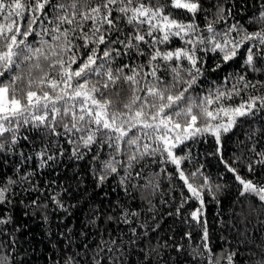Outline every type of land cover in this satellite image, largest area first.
<instances>
[{"label":"snow or ice","instance_id":"6c2138e0","mask_svg":"<svg viewBox=\"0 0 264 264\" xmlns=\"http://www.w3.org/2000/svg\"><path fill=\"white\" fill-rule=\"evenodd\" d=\"M208 2L212 0H0V154H15L21 141H29L22 130L40 135L39 146L29 143L34 151L19 152L12 175L0 178V264H22L16 259L19 228L12 214L18 205L48 220V204L33 195L47 191L54 209L68 211L66 188L53 192L51 185L35 182L40 168L52 167L64 156V145L77 161L91 158L98 185L118 178L125 193L140 194L151 220H141L140 211L120 204L115 216L90 209L83 225L89 233L77 234L97 237L95 247L85 244L84 253L72 252L68 228L60 233L66 241L60 264H120L128 247L140 251V264H172L171 252L177 264H264V239H249L245 223L257 211L250 206L234 214L243 228L231 225L239 243L214 251L204 208L205 192L213 185L202 165L186 175L181 164L189 157L176 154L185 141L212 136L240 196L254 197L264 206V147L256 130L247 136V155L242 151L229 163L222 152V137L241 119L264 112V79L257 78L264 77V2L257 0L247 18L254 31L236 19L231 0H215L212 8L205 7ZM176 12L184 19H177ZM173 39L182 46L172 48ZM207 53L218 54L223 64L240 62L241 71L194 97ZM141 57L143 62H135ZM221 67L217 63L212 70ZM122 88L127 102L109 98H119ZM234 97L240 102L232 103ZM157 157L175 166L188 195L173 197L166 213L183 228L153 242L160 228L153 198L163 196L159 177L165 169L152 173L145 161L156 163ZM33 160L38 167L29 171ZM110 224L127 225L128 240L114 234L115 229L110 232Z\"/></svg>","mask_w":264,"mask_h":264},{"label":"trees","instance_id":"16d2710c","mask_svg":"<svg viewBox=\"0 0 264 264\" xmlns=\"http://www.w3.org/2000/svg\"><path fill=\"white\" fill-rule=\"evenodd\" d=\"M164 0H161L163 3ZM215 2V0H212ZM212 2L205 3V7L212 8ZM264 2V0H260ZM233 14L249 31H254L256 26H249L247 18L250 17L258 7L257 0H231ZM227 7V5H226ZM214 11V9H213ZM177 19H184V16L179 12L174 13ZM198 21L202 23V18L198 17ZM125 28V31H128ZM181 42L178 39H173L172 48L180 47ZM135 60V58H133ZM141 57L135 62H143ZM131 62V61H129ZM119 63V62H118ZM217 63H221L222 67L213 71ZM186 66V65H185ZM241 71L240 62H228L223 64L220 56L216 53L205 54V64L203 68L204 75L200 78L199 86L192 92L194 97L206 95L215 86H219L224 81V78L229 73H237ZM264 79V77H257ZM35 90V89H32ZM253 94H256L253 92ZM264 94V89L261 90ZM128 93L126 88H122L120 96L117 98L114 94L110 99L121 100L127 102ZM240 98L234 97L232 103H239ZM256 130V137L260 140V147H264V112L257 114L255 119H241L238 126L222 137L223 143V158L229 163H232L233 156H238L243 153L248 154L245 145L248 143L247 136L253 130ZM23 135L29 137L28 142L21 141L17 147L15 154H0V178L11 176L15 165L19 164L21 157L19 152L31 153L34 151L29 147V143L39 146L40 135L35 129L23 131ZM63 144V141H61ZM65 154L52 167L40 168L39 173L35 177V182L41 186L51 185L53 192H60L62 188L67 189V194L63 196V202L68 206V211L57 210L52 207L51 201L45 197L48 192L43 195L34 193V196H39L41 202L48 204L49 211L47 213L48 220L42 218V213L36 211L33 213L31 208L17 206L13 210L14 226L19 228L16 233L17 257L22 264H60L64 253L63 245L66 243L60 233L66 232L68 228L72 229L73 248L72 252L84 253L85 249L81 245H87L88 248H94L97 237L87 235L81 237L77 233H89V229L83 227L87 214L90 209H99L100 213L110 215H118L119 209L117 204L124 206L131 211H140L141 220L145 218L151 220V216L146 212V204L142 201L140 194L135 192L125 193L123 188L119 186L118 178H109L103 185H98L92 171L89 167L91 158L86 157L83 160H75L71 158V149L64 145ZM217 144L214 138L210 135L197 137L194 140L185 141L176 150L179 156H188L189 159L181 164V168L185 174L196 171L202 165L204 175L209 177V183L213 185L211 192H205V214L209 221V231L211 244L214 251L220 252L224 248H231L239 243L240 238L237 232L231 229V225H235L237 229L243 230L241 224L237 223L235 213L240 212L241 206H250L255 208L253 217L249 218L246 223L247 230L250 233L249 239H255L257 243L264 239V211H261L264 206H261L254 197L243 198L239 194L237 183L232 175L225 171L220 157L216 154ZM156 163H152L151 159L145 162L150 164L152 173H160V169H165V172L160 173L159 183L160 192L163 196H155L153 203L159 209L160 216L157 219L160 221L158 234L153 233V242L156 239L166 240L173 229L180 230L183 228L178 222H174L173 218L167 216V211L171 210L174 200H179L182 196H187L188 192L184 189L182 181L177 177L175 166L170 163H161L162 158L157 157ZM235 166V165H233ZM38 167V161H31L28 164V170L31 171ZM170 174V175H169ZM243 174V173H242ZM189 182H193L189 178ZM197 183L199 180L196 181ZM219 185V189L215 186ZM23 199H29L27 193ZM161 199L167 200L169 203L164 205ZM196 204L192 203L191 207ZM25 212L28 215H25ZM163 217L162 219L160 217ZM103 228L104 225L102 224ZM110 232L115 229L116 235H123L125 241L128 240V226L124 224L107 225ZM94 229L91 232L94 233ZM198 231V229L196 230ZM226 238V240H225ZM198 240V236L194 237L193 245ZM227 241V243H226ZM140 247H143L141 245ZM241 249L244 245L240 244ZM119 255V253H117ZM170 258L172 264H177L175 252H171ZM87 259V255L85 256ZM142 259L140 251L134 250L132 247L125 249V255L120 264H140ZM182 259V258H181ZM83 264V261L80 262Z\"/></svg>","mask_w":264,"mask_h":264}]
</instances>
